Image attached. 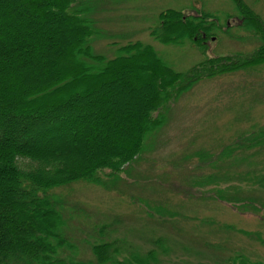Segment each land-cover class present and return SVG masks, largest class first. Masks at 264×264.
I'll return each mask as SVG.
<instances>
[{"label":"trees","instance_id":"16d2710c","mask_svg":"<svg viewBox=\"0 0 264 264\" xmlns=\"http://www.w3.org/2000/svg\"><path fill=\"white\" fill-rule=\"evenodd\" d=\"M230 1L258 47L207 57L181 73L140 41L117 46L112 58L95 53L91 42L101 30L94 0H0V264H61L64 221L53 190L79 181L114 187L182 93L199 81L264 65L261 16L244 0ZM190 10L162 11L150 36L201 46L224 31L218 14ZM259 131L241 135L223 155L229 158L245 139L255 142L264 135ZM18 158L32 163L21 167ZM102 247H92L96 261H115L106 255L115 250ZM145 255L130 253L123 264H147L154 253ZM230 264L264 263L238 255Z\"/></svg>","mask_w":264,"mask_h":264},{"label":"rangeland","instance_id":"374dc122","mask_svg":"<svg viewBox=\"0 0 264 264\" xmlns=\"http://www.w3.org/2000/svg\"><path fill=\"white\" fill-rule=\"evenodd\" d=\"M244 1L264 22V0ZM93 5L101 31L91 45L107 58L117 46L140 41L185 73L207 57L250 52L259 44L243 30L230 0H94ZM166 9L216 13L224 31L201 46L162 44L149 33ZM261 128L264 65L196 83L173 102L167 121L124 166L114 187L79 181L53 190L64 221L60 263L123 264L130 253L144 258L149 251L154 255L147 264H230L238 255L264 263V186L257 182L264 180V135L255 142L245 139L229 158L223 155L241 135ZM17 163L32 162L18 158ZM210 176L214 179L202 186ZM106 244L115 250L106 253L115 261L100 263L92 247Z\"/></svg>","mask_w":264,"mask_h":264}]
</instances>
